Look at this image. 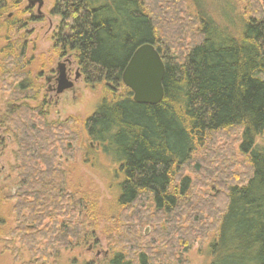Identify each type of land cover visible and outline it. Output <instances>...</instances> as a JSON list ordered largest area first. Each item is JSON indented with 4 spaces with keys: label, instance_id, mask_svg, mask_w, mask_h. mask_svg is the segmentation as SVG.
Instances as JSON below:
<instances>
[{
    "label": "trees",
    "instance_id": "1",
    "mask_svg": "<svg viewBox=\"0 0 264 264\" xmlns=\"http://www.w3.org/2000/svg\"><path fill=\"white\" fill-rule=\"evenodd\" d=\"M249 10L236 35L193 16L189 0H55L59 47L75 53L88 84L121 86L144 44L155 45L166 67L160 105L104 101L85 124L102 148L110 138L119 146L122 214L108 264H188L185 255L211 235V264H264V10L255 0ZM21 111L13 112L16 239L35 261L98 245L87 206L68 194L56 165L59 151L73 157L78 135ZM237 128L249 166L242 175L194 156L214 134Z\"/></svg>",
    "mask_w": 264,
    "mask_h": 264
},
{
    "label": "rangeland",
    "instance_id": "2",
    "mask_svg": "<svg viewBox=\"0 0 264 264\" xmlns=\"http://www.w3.org/2000/svg\"><path fill=\"white\" fill-rule=\"evenodd\" d=\"M44 1V17L40 18L37 7H29L28 0H0V126L5 123L4 127L10 129L8 134L13 137L3 157H0V264H108L113 252L110 241L117 242L113 234L121 224L122 214L119 185L124 177L117 163L120 159L119 146L110 138L102 148L100 141H92L88 137L85 124L97 113L102 102L133 99V94L123 82L115 87L106 82L91 85L82 81L77 85L79 92L73 104H61L57 108L54 104L47 106L45 76L57 70L60 59L68 56L64 53L69 50L63 51L59 47L57 34L61 21L58 16L52 15L55 0ZM255 1L264 10V0ZM250 4L251 0H189V11L199 18L202 15L211 18L213 27L220 33L237 35L241 32V20L248 18ZM22 84L42 88L31 91L30 97L35 99L30 101L28 92H22V95L19 92ZM39 107L49 111L48 116L41 117V123L46 121L54 129L61 127L66 135H78L73 157L66 158L59 151L56 165L66 175L68 194H74L87 206L84 219L95 226L99 242L96 246L88 244L72 250L63 249L58 258L49 257L46 261H35L40 257H34L15 234L18 227L15 209L19 182L14 169V152L20 148L15 120L17 117L20 120V116L15 117L13 112L16 108L21 112L28 109L30 119L40 121L33 115ZM240 130L214 134L194 156L207 159L220 172L228 169L231 173L242 175L249 166L240 151ZM217 150L220 152L215 153ZM188 175L194 182H199L193 172ZM198 186V191H202L207 185ZM205 192L206 188L202 193ZM142 235L147 236L148 233H137L138 237ZM215 239L216 236L211 235L204 243H196L185 255L188 264H211L209 246Z\"/></svg>",
    "mask_w": 264,
    "mask_h": 264
},
{
    "label": "flooded vegetation",
    "instance_id": "3",
    "mask_svg": "<svg viewBox=\"0 0 264 264\" xmlns=\"http://www.w3.org/2000/svg\"><path fill=\"white\" fill-rule=\"evenodd\" d=\"M30 1L31 0H28L29 7L31 8L37 7L38 16L40 18L44 17V13L42 9L45 6V1L43 0L42 8H40L39 3H35L31 5ZM52 15H53V11H52ZM64 54L68 56L66 57L63 56L60 59V63L58 64L57 70H53L52 72L48 73L45 76L47 106H49L50 104H54V108L59 107L61 104H64V105H67L69 103L73 104L74 100L76 99L77 93L79 92L77 85L82 81L87 82L86 76L84 75L83 69L79 65V62L77 60L75 53L72 51H69V52H65ZM41 88H42L41 86H37V89H36V87L34 88V86L33 87L30 85L25 86L22 84L19 88V92H21L20 93L21 95H22V92H28V98L30 101H32L35 98L30 97L31 91L32 90L40 91ZM35 111L36 112H34L33 115L39 119H41L42 116L46 117L49 114V111H45L41 109L40 107L37 108ZM4 124L5 123H3L2 126H0V157L1 158L3 157L6 151L7 144H9L10 143L9 141L11 140V138H13L10 134H8V132L10 131L9 127H4ZM17 153L18 151L14 152V157H15L14 169L16 173H17V170H16ZM17 176H18V173H17Z\"/></svg>",
    "mask_w": 264,
    "mask_h": 264
},
{
    "label": "water",
    "instance_id": "4",
    "mask_svg": "<svg viewBox=\"0 0 264 264\" xmlns=\"http://www.w3.org/2000/svg\"><path fill=\"white\" fill-rule=\"evenodd\" d=\"M40 4L43 0H31L30 4ZM165 63L155 45H141L126 66L122 82L133 94V101L139 105L158 106L165 97Z\"/></svg>",
    "mask_w": 264,
    "mask_h": 264
}]
</instances>
